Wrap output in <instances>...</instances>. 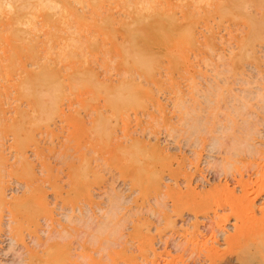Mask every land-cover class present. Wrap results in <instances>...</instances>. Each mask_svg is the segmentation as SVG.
Instances as JSON below:
<instances>
[{"label": "rangeland", "instance_id": "1", "mask_svg": "<svg viewBox=\"0 0 264 264\" xmlns=\"http://www.w3.org/2000/svg\"><path fill=\"white\" fill-rule=\"evenodd\" d=\"M72 1L35 6L34 27L19 25V35L7 30V9L0 15L6 27H0V52L9 55L0 53V264H211L204 253L209 245L224 253L228 247L212 228L227 236L248 217L253 225L264 205V0H244L247 13L241 0H169L171 13L161 10L166 1L155 0L163 6L155 11L149 0L151 11L143 10L149 17L129 27L138 41L146 36L137 49L123 41L126 30L117 22L133 6L122 2L127 9L121 10L105 0L103 11L104 0L77 2L86 9ZM93 4L112 16L119 9L116 23L98 22L99 7L92 21L102 27L87 26L94 10L88 14L86 5ZM109 4H117L113 13ZM190 4L198 12L195 44L178 35L191 25ZM70 5L86 22L70 18ZM52 9L64 11L61 19ZM79 20L87 26L82 33ZM50 23L63 29L54 26L55 33L77 36L73 44L68 34L52 35ZM224 185L235 198L223 199ZM241 197L254 209L242 212L245 219L235 203ZM237 251L212 264H237Z\"/></svg>", "mask_w": 264, "mask_h": 264}, {"label": "bare ground", "instance_id": "2", "mask_svg": "<svg viewBox=\"0 0 264 264\" xmlns=\"http://www.w3.org/2000/svg\"><path fill=\"white\" fill-rule=\"evenodd\" d=\"M33 2H30V0H0V15H1V13L2 12H4L6 9V12L7 13H9L8 15V17L6 18L7 19V25H8V32L12 35V34H14V35H19L18 33H19V30H24V29H21L20 27H19V25H22V24H27L26 26H28L29 24L31 25H33V27H34V23H35V21H34V23L32 22V23H30L31 22V16L33 15V13H34V15L35 14H38V12H36L39 8L37 7H35V6H39V7H41V10H43V7L45 8H47V9H49V8H54V7H59V6H61L62 7V5L60 4L62 1H64V0H38L37 2H36V0L34 1V0H32ZM82 1L83 0H81V1H77V0H73L72 2H81L82 3ZM85 1H87V0H85ZM94 1V0H93ZM103 1V0H102ZM107 1V0H106ZM105 0H104V3H103V5H102V3H101V7H102V10L104 11V7L111 1V0H109L108 1V3L106 2ZM113 2H114V0H112ZM111 1V2H112ZM115 1H117L118 2V5L119 6H122V7H118L119 9L120 8H122L121 10H123L124 8H123V6H125V4H123V3H126V6H127V4H129L128 6H133L134 8L133 9H131V10H129V11H126L121 17H119V18H117V22L120 24V26L122 25L124 28H125V32L122 34V39H123V41L125 40V43H126V41L127 42H129V45L130 44H132L133 45V47H135L136 49H137V46H138V43L139 42H141L142 40H144L143 38L144 37H146L145 36V34H144V37L141 39V41H138V39H137V37L135 36V35H137V34H135V35H133L131 32L133 31H131V29H133V28H131V29H129V27L131 26V25H139V24H142L146 19H147V17H149V16H147V14H145L148 10L149 11H151V9H152V2H153V0H152V2H151V4H150V1L148 0H115ZM157 1H159V0H157ZM164 1H166L167 2V4H164L165 6H164V9H161L162 7L161 6H158L157 7V5H160V2H162V0H160V2L159 3H157V2H155V0H154V2H153V4L155 3V4H157V5H155L154 4V7L153 8H155L154 10L156 11V9L157 10H165V7H167L170 3H168L169 2V0H164ZM163 1V2H164ZM174 1V0H173ZM205 1V0H204ZM207 2L209 1V0H206ZM239 1V0H238ZM84 2V1H83ZM97 2V1H96ZM98 2H100V1H98ZM105 2H106V4H105ZM123 2V3H122ZM162 2V3H163ZM193 2V1H192ZM195 2V1H194ZM193 2V3H194ZM75 3V4H76ZM74 4L75 6H77V5H80V6H83L84 7V9H86L85 8V6H84V4L86 3V2H84V4ZM89 3H90V1H89ZM95 3V2H94ZM120 3L121 4H123V5H120ZM241 9L243 10V12L244 13H247V10H246V2L243 0H241ZM243 3H244V5H243ZM69 4V3H68ZM73 4V3H72ZM71 4V5H72ZM91 4V3H90ZM95 4H97V3H95ZM174 4V3H173ZM173 4L171 5V6H173ZM63 5H64V3H63ZM66 5V4H65ZM70 5V6H71ZM89 5V4H88ZM88 5H86L88 8H87V12L88 11H90V10H94V11H90L91 12V14L92 13H94L96 10L94 9L95 8V5L93 4V9L91 8V7H89ZM112 5V4H111ZM161 5H163V4H161ZM185 5V4H184ZM193 5V4H192ZM191 4H190V6H192ZM195 5H197V4H195ZM33 6L35 7V8H33ZM114 4L112 5V7L110 8V4H109V7L107 6V10H109V8H110V10L112 9V13H113V8H115V6H116V8L115 9H117V4L114 6ZM127 6V7H128ZM157 8H156V7ZM68 6L66 5L64 8H63V10L65 9V8H67ZM99 5H98V7H97V5H96V9H97V11L99 10ZM101 7H100V12H101ZM127 7L125 8V9H127ZM209 7V6H208ZM238 7H239V4H238ZM31 8H33L34 9V11L31 9ZM60 8V7H59ZM70 8V7H69ZM68 8V10H67V12L68 11H70L72 8H74V6L72 7L71 6V8L69 9ZM91 8V9H90ZM150 8V9H149ZM160 8V9H159ZM170 8V7H169ZM167 9V11L166 12H164V13H167V12H169V13H171V9ZM172 8V7H171ZM35 9H37L36 11H35ZM75 9V8H74ZM74 9H72V11L70 12V14H71V16H70V18L72 17L73 18V16L72 15H75L76 16V11L78 10V8H77V10H75V14H72V12L74 13ZM79 9H80V7H79ZM118 9V10H119ZM145 9H147V11L145 10ZM195 9V8H194ZM194 9H193V6H192V9H191V7H190V13H192L193 11H194ZM53 11H55L56 9H52ZM62 10V9H61ZM60 9H59V11L57 12V11H55V13L56 14H58V17H59V14H60V11H61ZM81 10H83V8H81ZM80 10V11H81ZM109 10V12H111ZM118 10H114V12H115V14H116V12L118 11ZM143 10H145L146 12L144 13V11ZM153 10V11H154ZM30 11H32V12H30ZM39 11H40V9H39ZM45 11H46V9H45ZM48 11V10H47ZM85 11V12H86ZM96 11V12H97ZM106 11V10H105ZM189 11V10H188ZM187 11V14L189 13ZM199 11V10H198ZM6 12H4V14H6L7 15V13ZM44 11H42V13H43ZM61 12H63L64 13V11H61ZM87 12L85 13V14H87ZM90 12H88V14H90ZM98 12V15H103V13L101 12ZM121 12H123V11H121ZM174 12V11H173ZM195 12V11H194ZM30 13H31V16H30ZM40 13V12H39ZM52 13V12H51ZM54 13V12H53ZM66 13V12H65ZM78 13H79V11H78ZM81 13H84V12H81ZM151 13V12H150ZM153 14H154V12H152ZM175 13V12H174ZM185 13V12H184ZM196 13H198L197 11L195 12V13H192L193 15H189L188 14V16L190 17V20L192 21H190L191 23V25H189V23L188 24H186V25H184L182 28L180 27V30H179V36L182 38V39H185V41H187V42H192L193 44H195L194 42L195 41H197L196 39V37H197V30L195 31V29L196 28H194V24H195V22H197V21H194L193 22V20H194V17H197V16H195V14ZM201 13V12H200ZM56 14H54V15H56ZM88 14H87V16H88ZM114 14V16H112L111 15V13L110 14H107V12L106 13H104V16L103 17H100V19L101 20H98L97 19V21L99 22V21H101L102 23L103 22H106V23H109V24H111L112 26H113V24L112 23H116V20L113 18V17H115L116 15ZM162 13H160V15H161ZM2 15H3V13H2ZM42 15V14H41ZM41 15H38V16H41ZM53 15V16H54ZM66 15H68V14H66ZM81 15V14H80ZM117 15L119 16V14L117 13ZM148 15H151V14H149V12H148ZM165 15V14H164ZM185 15V14H184ZM247 15V14H246ZM37 16V15H36ZM37 16V17H38ZM49 16V15H48ZM51 16V15H50ZM69 16V15H68ZM74 16V18H75V20L78 18V15L75 17ZM83 16V14L81 15V17ZM95 16H96V18H99V16H97V15H95V13L94 14H92V16H91V18H90V15H89V19L87 18V17H85V18H87L86 20H88L87 22H89V24H90V21L92 22V24H87V23H85L86 22V20L83 18H81L80 16H79V18L78 19H82L81 21H85L84 23L87 25V26H92V27H94V21H92V20H95ZM117 16V17H118ZM153 16V15H152ZM172 16V17H171ZM171 16H169V18H173L174 17V15L172 14ZM3 17H5L4 15H3ZM61 17H64V15H62ZM185 17V16H184ZM193 17V18H192ZM249 17V16H248ZM33 18H34V16L32 17V20H33ZM55 18V17H54ZM60 18V17H59ZM94 18V19H93ZM168 18V17H167ZM192 18V19H191ZM52 19H53V17H52ZM61 19V18H60ZM64 19V18H63ZM62 19V20H63ZM66 19V18H65ZM77 19V20H78ZM187 19H189V18H187ZM0 20H2V18L0 19ZM36 20V26H37V24H38V28H39V24L40 23H38V21H40L41 22V20H42V18L41 17H39V20L38 19H35ZM48 20V19H47ZM46 20V21H47ZM67 20H69L68 19V17H67ZM67 20H65V21H67ZM79 20V22L81 23V21ZM164 20V19H163ZM197 20V19H196ZM43 21V20H42ZM53 21H56V22H58L57 21V19H55V20H53ZM52 21V22H53ZM156 21H158L157 19H156ZM162 21V20H161ZM161 21H159V22H161ZM166 21V20H165ZM171 21V20H170ZM169 21V22H170ZM173 21V20H172ZM172 21H171V23H172ZM48 22V21H47ZM60 22V21H59ZM58 22V23H59ZM75 23H77L78 21H74ZM100 22V24H102ZM153 22V21H152ZM158 22V23H159ZM167 22V21H166ZM2 23V22H1ZM43 24L45 23V22H42ZM41 23V25H43ZM57 23V24H58ZM74 23V24H75ZM83 23V24H84ZM114 23V24H115ZM194 23V24H193ZM4 24V28H6L5 27V22L4 23H2V24H0V27H2V25ZM14 24V25H13ZM51 24V23H50ZM54 24H56L55 22H54ZM54 24H51L50 25V29L52 28L53 29V27L55 26ZM56 24V25H57ZM61 24V27L63 28L64 27V29H65V26H62L63 24L62 23H60ZM73 24V23H72ZM71 24V25H72ZM79 24V23H78ZM83 24L81 23L80 25H82V26H78L77 24H75V25H77L76 27L78 28H75V29H77L78 30V32L79 33H82V31L84 30L83 28L86 26L85 24H84V26H83ZM179 24V23H178ZM41 25H40V27H41ZM64 25H66V28L68 27H70V26H67V24H64ZM69 25V24H68ZM96 25H98V24H96ZM174 25V24H173ZM196 25V24H195ZM23 26V25H22ZM35 26V27H36ZM53 26V27H52ZM59 26V25H58ZM58 26L56 27V30H63V29H60V26H59V29H58ZM87 26L85 27V28H87ZM99 26H101V25H99ZM99 26H95V27H99ZM106 26V25H105ZM114 26H117V25H114ZM171 26V25H170ZM30 27V26H29ZM45 27H46V25H45ZM48 27V26H47ZM55 27H54V31H52L53 32V34L52 35H54V33H55ZM74 27V26H73ZM83 27V28H82ZM91 27V28H92ZM94 27V28H95ZM102 27V26H101ZM107 27V26H106ZM111 27V26H110ZM209 27V26H208ZM38 28H37V31H38ZM49 28V27H48ZM67 28V31L69 32V31H72L71 30V28L72 27H70V29H68ZM81 28V29H80ZM91 28H90V30H91ZM94 28H93V30H94ZM117 28V27H116ZM121 28V27H120ZM120 28H117V29H119L120 30ZM2 29H3V27H2ZM29 29H32V27L31 28H29ZM40 29V28H39ZM72 29H74V28H72ZM73 30V31H76V30ZM80 29V30H79ZM83 29V30H82ZM104 29V28H103ZM102 29V30H103ZM106 29H108V27L106 28ZM159 29H161V28H159ZM165 29H167V28H165ZM174 29V28H173ZM211 29V28H210ZM34 30H35V28H34ZM108 30H110V29H108ZM113 30H114V28H113ZM119 30H117V31H119ZM123 30V29H122ZM121 30V31H122ZM253 30V29H252ZM4 31H6V30H4ZM36 31V30H35ZM51 31V30H50ZM81 31V32H80ZM88 31H89V27H88ZM87 31V32H88ZM104 31V30H103ZM139 32H140V30H138ZM162 31V30H161ZM207 31L208 32H210V30H209V28H207ZM1 32H3L1 29H0V38L1 37H3V36H1V35H3ZM32 32H34L33 31V29H32ZM31 32V33H32ZM49 32V30H47V32H46V34ZM51 32V33H52ZM77 32V31H76ZM77 32V33H78ZM87 32L85 33V34H87ZM93 32L95 33V31H91V33L93 34ZM99 32V31H98ZM105 32V31H104ZM127 32V33H126ZM176 32V31H175ZM8 33V34H9ZM26 33V35H27V33L28 32H25ZM31 33H30V35H31ZM51 33H48L47 35L49 36ZM57 33H59V31L58 32H56L55 34H57ZM62 33V34H61ZM63 33H64V31L63 32H60L59 34H61L60 36H63ZM66 33V32H65ZM103 33V32H102ZM106 33V32H105ZM104 33V35H101L103 38H104V36L106 35ZM108 33H110V31H108ZM136 33V32H135ZM141 33V32H140ZM253 33V32H252ZM23 34V33H22ZM68 34V33H67ZM67 34H64V36L65 35H67ZM70 34V33H69ZM68 34V38H66V41H68L67 39H69L70 37H71V35H69ZM83 35V37H85L86 35ZM92 34H88V36L90 35V36H92ZM96 34V33H95ZM98 34V33H97ZM197 34V35H196ZM254 34V33H253ZM252 34V35H253ZM24 35V34H23ZM36 35V34H35ZM74 35H78V34H74ZM74 35H72L73 37H74ZM108 35H110V34H108ZM108 35H107V37H108ZM112 35H114V34H111L110 36H109V38L110 37H117L116 36V32H115V35L114 36H112ZM160 35V34H159ZM209 35V34H208ZM208 35L206 34V36L208 37ZM211 35V34H210ZM210 35H209V37H210ZM4 36H5V32H4ZM28 36V35H27ZM26 36V37H27ZM32 36V35H31ZM30 36V37H31ZM37 36V35H36ZM35 36V37H36ZM64 36H63V38H64ZM153 36H155V34H153ZM152 36V37H153ZM213 36V35H212ZM247 36V35H246ZM7 37V36H6ZM8 37H9V39H8ZM7 37V39L8 40H12L13 41V43H15L14 42V40L13 39H15V38H13V39H11L10 38V35ZM26 37L25 38H23L22 39V41H20V40H18L19 42H20V44H21V42H23L21 45H23V44H26L25 43V39H26ZM33 37V36H32ZM75 37H77V36H75ZM74 37V38H75ZM142 36H141V34H140V38H141ZM152 37H151V39H152ZM172 37V36H171ZM199 37V36H198ZM204 37H205V35H204ZM208 37V38H209ZM29 37H27V39H28ZM49 38H50V36H49ZM54 39H56L55 37H53ZM62 38V37H61ZM63 38H62V40H63ZM74 38H72V40L71 39H69L70 40V43L71 44H73V39ZM79 38V37H78ZM81 38V37H80ZM86 38H87V36H86ZM246 38V37H245ZM244 38V39H245ZM248 38V37H247ZM3 39V38H2ZM30 39V38H29ZM32 39V38H31ZM34 39V38H33ZM32 39V42H34L35 40H37V39H34L33 40ZM50 39H52V36H51V38ZM92 39H94L95 40V42H96V39H97V37H96V35L94 36V38H92ZM121 39V40H122ZM207 39V38H206ZM4 40V39H3ZM7 40V41H8ZM65 40V39H64ZM79 40V39H78ZM81 40V39H80ZM88 40V41H87ZM87 40H85V41H87V42H89L90 40H89V38L87 39ZM94 40H91V41H94ZM105 40H107L106 39V36H105ZM109 40H111V39H109ZM169 40V39H168ZM177 40V39H176ZM175 40V41H176ZM180 40V39H179ZM179 40H177V41H179ZM209 40H212V38H210ZM214 40V39H213ZM247 40V39H246ZM7 41L6 40H4V44H5V42L7 43ZM15 41H17V40H15ZM29 42H31V40H28ZM84 41V40H83ZM83 41H81V43L83 42ZM123 41H122V43H123ZM184 41V42H185ZM36 42V41H35ZM144 42V41H143ZM184 42H183V44H184ZM207 42V41H206ZM211 42V41H210ZM209 42V43H210ZM246 42V41H245ZM244 42V43H245ZM2 42H0V44H1ZM9 43V42H8ZM8 43H7V45H8ZM11 43V42H10ZM9 43V44H10ZM28 43V42H27ZM64 43V42H63ZM77 42L75 41L74 42V44H76ZM78 43L79 44H81L80 43V41H78ZM125 43L123 44V47H124V45H125ZM178 43V42H177ZM186 43V42H185ZM247 43V42H246ZM15 44H17V43H15ZM179 44V43H178ZM178 44H175V45H178ZM182 44V43H181ZM182 44V45H183ZM6 45V44H5ZM5 45H4V47H5ZM11 45V44H10ZM128 45V46H129ZM174 45V44H173ZM75 46V45H74ZM126 46L127 45H125V47L124 48H126ZM131 46V45H130ZM178 46H180V45H178ZM2 46H0V48H1ZM23 47V46H22ZM64 48L66 47L65 45L63 46ZM63 47H61V50L63 49ZM67 47H69V46H67ZM77 47V46H76ZM121 47H122V45H121ZM6 48L9 50V46H6L5 48H3V49H5V51H7L6 50ZM124 48H122V52L124 51V50H126V49H124ZM130 48V47H129ZM177 48V47H176ZM178 48H180V47H178ZM177 48V49H178ZM2 49V48H1ZM0 49V50H1ZM12 49V48H11ZM11 49H10V51H11ZM68 49V48H67ZM119 49V48H118ZM118 49H117V52H118ZM124 49V50H123ZM127 49H128V47H127ZM13 50V49H12ZM16 50V49H15ZM14 50V51H15ZM129 50V49H128ZM3 52H4V50H2ZM65 51V49H63V52ZM175 51V50H174ZM3 52H0V53H3ZM9 52V51H8ZM12 52V51H11ZM119 52H120V50H119ZM140 51L139 50H137V53H139ZM176 52V51H175ZM7 53V52H6ZM5 52L3 53L4 54V56H5V54H6ZM124 54H126V56H128L127 55V50H126V53L125 52H123ZM132 53V52H131ZM2 54V55H3ZM133 54V53H132ZM8 55V53L6 54V56ZM120 55V54H119ZM122 55V54H121ZM131 54H129V56H130ZM135 55V54H134ZM133 55V56H134ZM143 55V54H142ZM149 55V54H148ZM9 56V55H8ZM146 56H147V54H146ZM254 56H255V54H254ZM253 56V57H254ZM3 57V56H2ZM135 57V56H134ZM137 58V57H136ZM0 59H1V55H0ZM137 59H140V58H137ZM1 61V60H0ZM1 63V62H0ZM2 65V64H1ZM89 81V80H88ZM87 81V82H88ZM122 84V83H121ZM129 84V83H128ZM101 85V84H100ZM135 88H136V86H135ZM249 132V131H248ZM243 145V144H242ZM236 153V152H235ZM257 153H259V152H257ZM262 153V152H261ZM256 154V153H255ZM261 155H264V152H263V154H261ZM262 159L264 158V157H261ZM215 164V163H214ZM228 165V164H227ZM263 165V164H262ZM261 166V165H260ZM264 166V165H263ZM230 167V166H229ZM226 169H227V167H226ZM260 172V170L258 171V173ZM261 173V172H260ZM259 173V174H260ZM260 179V178H259ZM264 181V180H263ZM245 183V182H244ZM249 184L250 183H247L246 185H244V184H241V186L242 185H244V187H249ZM236 185V184H235ZM225 186V185H224ZM251 186V185H250ZM226 188L224 189L225 191L223 192L225 195L223 196V199H224V197H226V195H227V199L229 198L230 200H231V198H232V195H233V192H231L230 190L231 189H227L228 187L227 186H225ZM243 187V186H242ZM192 188V187H191ZM245 189V188H244ZM251 189V188H250ZM222 190V189H221ZM252 190V189H251ZM190 191V190H189ZM233 191V190H232ZM264 191V190H263ZM250 192V191H249ZM252 192V191H251ZM250 192V193H251ZM264 193V192H263ZM262 193V194H263ZM218 193H217V191H216V195H217ZM253 194V193H252ZM260 194V193H259ZM212 195V194H211ZM219 195V194H218ZM244 195V194H243ZM230 196H231V198H230ZM234 198H235V193H234ZM242 196V195H241ZM257 196H259L258 194H257ZM3 196H2V190H1V187H0V220H1V209H2V207H1V201H3V198H2ZM194 197V196H193ZM242 197H244V196H242ZM242 197H241V200H242ZM245 197H246V193H245ZM255 197H256V195H255ZM192 198V197H191ZM190 198V199H191ZM220 198V197H219ZM238 198H240V197H238ZM238 198H236V201H237V199ZM187 199V198H186ZM194 199H195V197H194ZM248 199V198H247ZM253 199H255V198H253ZM189 200V199H188ZM188 200H186V201H188ZM191 200H193V198L191 199ZM200 200V199H199ZM199 200H197V201H199ZM240 200V199H239ZM185 201V202H186ZM195 201H196V199H195ZM194 200L192 201V202H195ZM196 201V205L195 206H193V204H192V206L193 207H196V206H200V204H198V202ZM207 201V200H206ZM253 201V200H252ZM114 202V201H113ZM227 202H229V201H227ZM232 201H230V203H231ZM245 202V200H242V202H240V201H237V202H235L237 205L236 206H239L240 208H238V209H240V214L241 215H243L242 214V212L244 211H247V208L249 207V206H251L250 208H251V210L249 211V212H253V210L254 209H252V205H249V201H248V207H246V204L244 203ZM163 203V202H162ZM187 203H189V202H187ZM200 203H202V204H204V201L202 202H200ZM207 203V202H206ZM229 203V204H230ZM233 203V202H232ZM245 204V207H244V205L243 204ZM159 204H161L160 202H159ZM250 204H252V203H250ZM254 204V203H253ZM162 205H164V204H162ZM205 205V204H204ZM206 205H208V204H206ZM205 205V206H206ZM232 205V204H231ZM160 206V205H159ZM186 206H188V205H186ZM189 206H190V204H189ZM188 206V207H189ZM254 206V205H253ZM201 207H202V205H201ZM233 208H234V206H232ZM116 208V207H115ZM192 208V207H191ZM196 208H198V207H196ZM196 208H194L195 209V211L197 210H199V209H196ZM236 209V212H237V208H235ZM259 210H260V214H259V216L258 217H256L255 215V217L254 218H252V219H255L254 220V223H255V225H254V223H253V225L252 224H250V219H249V217H248V219L245 221V223H241L240 224V226H238V224L237 225H235V227H234V233H228L227 234V236L225 235V233H226V230L224 231L223 229H221V228H219V227H213L212 229H214L215 231H217V234L216 235H218L219 237L221 236V237H225V239H224V237H223V240L226 242V245L228 246L227 247V251H226V247H225V253H224V251L223 250H221V251H223L222 253H224L223 255H222V253H220L221 251L218 249L219 247H215V246H212V248L210 247L211 245H213V244H211V245H209V247L205 250V252L204 251H202V252H204L205 253V257L206 258H208V260H209V262L212 264V263H214V261H217V262H215V263H219V261H221L222 259H223V257L225 258V256H226V258H227V260H228V255H231V253L232 252H234L235 251V249L236 250H238V248H239V250H241V251H237V252H239L237 255H235V261H236V263L237 264H264V205L262 206V207H260V208H258ZM257 209V210H258ZM200 210H202V209H200ZM242 210V211H241ZM249 210V209H248ZM115 211V210H114ZM234 211V210H233ZM112 213V212H111ZM194 213V212H193ZM197 213V212H196ZM195 213V214H196ZM239 213V212H238ZM254 213V212H253ZM256 213V212H255ZM248 214H250V213H248ZM248 214H245V215H248ZM252 214V213H251ZM250 214V215H251ZM238 215V214H237ZM240 215V216H241ZM256 215H257V213H256ZM239 216V215H238ZM244 216V215H243ZM247 217V216H246ZM241 218H242V216H241ZM244 219H245V216L243 217ZM190 219V218H189ZM188 219V220H189ZM243 219V220H244ZM250 221L249 223H247V221ZM191 221V220H190ZM1 223V222H0ZM247 223V224H246ZM246 224V225H245ZM184 225V224H183ZM210 225V224H209ZM234 226V225H233ZM233 226H232V228H233ZM99 227V226H98ZM182 227V226H181ZM115 229V228H114ZM210 231V230H209ZM229 231V230H228ZM214 232V231H213ZM213 232H211L210 231V233L212 234ZM216 233V232H215ZM215 233H213L212 234V237L214 236V234ZM191 234H193V233H191ZM201 235H203V233L201 234ZM199 236V235H198ZM143 237H144V234H143ZM214 237H216L217 238V236H214ZM214 237H213V239H214ZM249 237H250V239H249ZM142 238V237H141ZM146 238V237H145ZM201 238V237H200ZM202 239V238H201ZM218 239V238H217ZM247 239H249V240H247ZM146 240V239H145ZM144 240V241H145ZM149 240V239H148ZM147 240V242H149ZM208 240H209V238H208ZM144 241H143V243H144ZM153 241V240H152ZM173 241H175V240H173ZM188 241V240H187ZM195 241V240H194ZM203 241H204V239H203ZM206 241V240H205ZM211 241H213V242H215L214 240H212V238H211ZM217 241V240H216ZM223 241V242H224ZM251 241V242H250ZM12 242V241H11ZM146 242V241H145ZM151 242V241H150ZM171 242H172V240H171ZM182 242V241H181ZM185 242H186V240H185ZM197 242V241H196ZM210 242V241H209ZM247 242H249V243H247ZM152 243V242H151ZM150 243V245H153V243L151 244ZM178 243H180V242H178ZM183 244H184V242H182ZM208 243V242H207ZM219 243V242H218ZM175 242H174V245L173 246H175ZM202 244V243H201ZM241 245L240 247H238V248H235L234 247V249H233V246L234 245ZM242 244H243V246H242ZM11 245V244H10ZM42 245V244H41ZM41 245H40V247H41ZM141 245H143L142 243H141ZM146 245H148V243L146 244L145 243V247H146ZM149 245V246H150ZM204 245V244H203ZM217 245V244H216ZM220 245V244H219ZM229 245H230V248H229ZM237 245V246H238ZM246 245V246H245ZM180 246V245H179ZM179 246H177L178 248H179ZM183 246V245H182ZM206 246H208L207 244H206ZM232 246V247H231ZM140 247V246H139ZM145 247L143 248V246L141 247V250H144L145 249ZM148 247V246H147ZM146 247V248H147ZM155 247V246H154ZM154 247H152V246H150V248L152 249L151 250V252H150V254H152V255H156L157 254V252H156V250L154 249ZM232 248V249H231ZM174 249H175V247H174ZM222 249V248H221ZM231 249V250H230ZM139 251L140 253H138V254H141V252L142 251ZM146 250V249H145ZM144 250V251H145ZM150 250V249H149ZM199 250V249H198ZM127 251V250H126ZM143 251V252H144ZM142 252V253H143ZM148 253V252H147ZM195 253V252H194ZM230 253V254H229ZM236 253V252H235ZM146 254V253H145ZM159 254V253H158ZM228 254V255H227ZM134 255V254H133ZM142 255H144V254H142ZM202 255H203V253H202ZM232 256H233V254H232ZM231 256V257H232ZM135 257V255L133 256V258ZM141 257V256H140ZM154 257V256H153ZM191 257V256H190ZM230 257V256H229ZM230 257V258H231ZM142 258V257H141ZM145 259H144V261L146 260V258H147V255H145V257H144ZM152 258V257H151ZM134 260V259H133ZM137 260V259H136ZM142 259H140V261H141ZM149 260V259H148ZM153 260V259H152ZM151 260V261H152ZM147 261V260H146ZM155 261H157L156 259H155ZM206 261V260H205ZM143 262V261H142ZM224 262H225V260H224ZM230 262V261H229ZM154 264H155V262H153ZM152 263V264H153ZM166 263V262H165ZM231 263H232V261H231ZM142 264H145L144 262L142 263ZM150 264V263H149ZM167 264V263H166ZM177 264V263H176ZM182 264H183V261H182ZM202 264V263H201ZM223 264V263H222ZM230 264V263H229Z\"/></svg>", "mask_w": 264, "mask_h": 264}]
</instances>
